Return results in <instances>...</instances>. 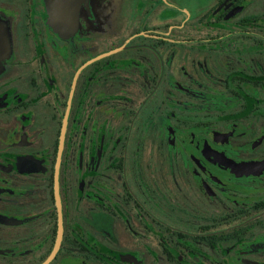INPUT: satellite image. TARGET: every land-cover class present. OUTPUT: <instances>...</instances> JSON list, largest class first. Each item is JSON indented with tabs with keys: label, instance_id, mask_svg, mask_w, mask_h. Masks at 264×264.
<instances>
[{
	"label": "flooded vegetation",
	"instance_id": "flooded-vegetation-1",
	"mask_svg": "<svg viewBox=\"0 0 264 264\" xmlns=\"http://www.w3.org/2000/svg\"><path fill=\"white\" fill-rule=\"evenodd\" d=\"M63 1L0 0V264H264V0Z\"/></svg>",
	"mask_w": 264,
	"mask_h": 264
},
{
	"label": "water",
	"instance_id": "water-1",
	"mask_svg": "<svg viewBox=\"0 0 264 264\" xmlns=\"http://www.w3.org/2000/svg\"><path fill=\"white\" fill-rule=\"evenodd\" d=\"M66 2L67 3L71 2V4H74L75 3V0H72V1L71 0H66V1H63L64 4H62V5H66ZM71 4H68L69 6H67V8H64V7H59L58 8V9H60L62 16H64V17H70V16L73 15L74 9H73V7H71ZM61 156H62V152H60V154H59V159H58L59 162H60Z\"/></svg>",
	"mask_w": 264,
	"mask_h": 264
}]
</instances>
